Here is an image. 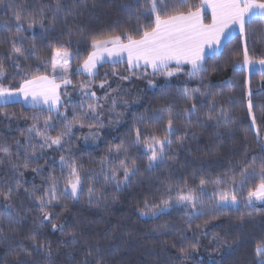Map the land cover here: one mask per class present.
Wrapping results in <instances>:
<instances>
[{"label": "snow or ice", "instance_id": "obj_1", "mask_svg": "<svg viewBox=\"0 0 264 264\" xmlns=\"http://www.w3.org/2000/svg\"><path fill=\"white\" fill-rule=\"evenodd\" d=\"M35 5V0H31ZM0 7L6 12H11L14 20L13 25L0 24V28L7 29L5 37L0 39V43L7 44L4 52H0V101L8 103L17 97H22L39 114L31 116L32 123L21 133L25 136L23 142L16 141V151H9V146L0 144V166L8 167L12 175L0 183V198L4 204L5 215L13 216V205L11 201L23 190L26 198L33 201L39 212L36 228L30 235L32 249L37 253H43L48 264H53L54 255L51 242L39 241L36 229L42 228L45 224L51 225L53 232H59L62 237L68 239L61 241V246L73 249L72 260L75 261L74 253L83 252V258L79 264H108L106 260L107 249L99 242L90 243L85 237L86 229L76 230L74 225L67 222L56 223L58 213L57 207H61L62 199L78 201L84 192V185L87 184L89 206L93 204L97 197V184L103 181L104 184L114 183L117 190L123 185H128L140 171V164L137 158L130 153V148L142 147L144 155L147 157L145 169L151 171L167 164L169 161L175 162L174 154H169L173 144L178 147L185 146V140L189 135L173 138L178 131L177 124L184 122L185 127L192 126L193 117L199 119L195 93L201 96L212 97L211 92L201 91L200 88L189 89L184 87L182 94L188 104L180 112H176L168 104H164L157 109H153L151 114L141 115L134 118L137 125L132 132V145H126L124 141L114 146H109L108 155L100 161L99 169L90 168L85 171L84 165L79 163L71 155L70 139L74 128L87 127L90 130L84 137L96 140L99 138V128H102V114L104 103L109 102L107 109L110 113H115L119 99L112 97L106 91L103 96H97L92 90L95 78L98 75V67L106 62L113 66L111 75L118 76L120 80H129L132 76L141 78L148 75L157 74L172 77L179 73H184L189 79H204V74L210 69L206 62L209 59V52L217 53L225 46V40L234 38L232 33L238 29L243 41L242 52L236 55L243 56V60L233 63L234 70L247 68L249 71L257 69L264 77V56L259 59L255 56V46L249 47V34L247 25L253 21H264V0H199V3H190L189 0H129L125 10L134 8L132 16L126 26L119 27V31H99L84 33L82 30L76 37L78 43L83 41L87 44L86 55L80 54L77 47L76 52L70 50L66 44H71L72 28L68 27L69 39L64 43L49 44L50 55H41V50L37 48L35 37L26 45L28 37L24 35L27 30H33L37 25L44 33L49 31L45 28L47 20L46 8L49 6L41 4L39 7L32 6L25 0H0ZM55 9L50 27H55L57 22L56 14L65 11L62 0H55L50 6ZM205 8L211 10V22L205 23ZM133 20L135 26L133 27ZM25 23L27 27H25ZM13 28L15 31L13 32ZM264 44V39L258 40ZM76 60L75 71L72 70V62ZM30 60L38 61L33 67L31 63H24ZM126 63L128 75H120L115 66ZM185 65L190 66L185 72ZM9 68L13 71L9 72ZM215 71L216 68L211 69ZM86 74L88 80L80 82L79 89L82 99L78 106H73L71 118L67 114V105L71 100H62L67 96V89L73 85L74 75ZM108 73L98 87L105 89L108 85ZM17 78H19L17 80ZM12 80L16 83H6ZM153 81L150 79L149 84ZM250 85V81L248 82ZM119 88V85L117 86ZM112 92L117 89H111ZM247 109L252 119V124H256V117L253 113L254 104L252 102V91L249 86L246 93ZM125 106L128 102L123 100ZM64 109V110H62ZM261 118L264 119V106L261 107ZM0 115L9 117L8 112L0 111ZM122 116V113L118 114ZM25 119H28L25 117ZM163 119V134L152 128L151 122ZM209 121L221 120L227 125L229 120L228 110L222 105H218L214 97L209 101V112L206 116ZM55 132V135H53ZM194 135V134H193ZM61 150L58 166L60 175L49 172L43 175L45 170L40 166L39 161L44 158L48 150ZM264 152V145H261ZM67 153V155L63 153ZM22 161V162H21ZM48 163V160H45ZM36 164V167H31ZM52 165L56 161L52 160ZM31 167V171L37 175H43L44 186L37 188L35 185L31 190L25 187L23 180L24 171ZM11 181V183L9 182ZM63 185V187H61ZM211 185V192L208 191ZM251 185V186H249ZM246 193V195H245ZM207 203L213 210L224 208H239L240 204L249 211V216L261 214V209L256 207L257 202L264 204V157L259 160L249 157L245 153L244 158L236 162L231 169L214 179L207 176H200L198 183H189L187 179L180 183L166 185L158 203H150L147 198L143 204L145 211L141 215L151 216L158 219L160 216L169 213L173 207L184 208L188 217L186 229L192 228L191 221L204 214L203 205ZM66 207V204L64 205ZM213 219L215 217H212ZM19 220L9 221V230L12 223H19ZM207 223V221H205ZM158 230L167 228V224L158 225ZM199 228V225L196 226ZM183 238V230H178ZM217 244L221 243V238L213 234ZM4 237V228L0 227V238ZM226 243V242H224ZM198 242H191L188 247H180L181 255L187 259L191 254L189 248L196 249ZM32 252L22 249L14 256V264H36L35 260L26 259ZM258 256H264V247L257 249ZM215 264V262H213ZM264 264V260L261 261Z\"/></svg>", "mask_w": 264, "mask_h": 264}, {"label": "trees", "instance_id": "obj_2", "mask_svg": "<svg viewBox=\"0 0 264 264\" xmlns=\"http://www.w3.org/2000/svg\"><path fill=\"white\" fill-rule=\"evenodd\" d=\"M25 2L29 4V10L32 6L39 7L41 4L49 6L46 8L47 20L45 21V28L49 31L44 33L37 25L33 30L24 32V35L28 37L25 46L32 41L34 35L41 55H50L47 50L49 44L64 43L69 39L68 27L72 28V38L71 44L66 46L74 53L79 47L80 54L86 55L87 44L83 41L78 43L76 39L81 30L84 33L119 31V27L126 26L135 10L134 8L125 10L124 6L129 3V0H62L65 11L56 14L55 27H50L49 21L55 13V9L50 6L55 3V0H35V5H32L31 0H25ZM189 2L198 4L199 0H189ZM0 24H14L11 12H6L3 7H0ZM132 26H135L134 20ZM25 27H27L26 23ZM246 27L250 38L249 47L255 46V56L259 59L264 56V44L258 43V40L264 39V21L256 20ZM6 32L7 29L0 28V39L5 37ZM7 47V44L0 43V52H4ZM242 47V38L237 35L225 44L221 52L210 56L206 62L210 71L204 74L203 81L199 78L189 79L184 73L172 77L159 74L152 76L149 70L147 76L141 78L132 76L134 79L130 86L142 92L139 95V104L128 110L123 125L116 131L106 133L97 147H88L83 144V137L85 132L90 131L89 128H74L70 143L66 147H71V155L84 165L85 171L90 168L99 169V161L108 155L109 146L119 144L121 141H124L126 145H132V135H134L132 129L134 126H142L137 125L134 118L151 114L153 109L164 104L170 105L176 112L182 111L188 104L182 94L184 87L200 88L201 91L212 93V97L194 94L199 119L193 117L190 128L185 127L182 120L177 124L178 131L174 139L176 136L183 135L184 132H188L189 135L184 147L173 144L169 150L170 155H175V162L169 161L159 168L147 171L145 169L147 157L142 147L132 146L130 153L137 158L140 171L132 177L128 185H123L117 190L114 183L104 184L101 180L96 187L97 197L102 196V198L98 201L94 198L93 204L89 206L87 184H85V190L78 201L61 200V207L55 209L58 213L55 222H67L74 225L77 231L86 229L85 237L90 243L99 242L108 250L106 253L108 264H213L207 259L199 263L189 257L185 259L179 251L180 247H188L191 242L196 241L198 247L188 249L192 255L200 247V242L203 240L201 235L205 229L209 231L210 239L212 233H215L221 238L222 243L226 242L225 245L231 246V250L215 264H261L264 256H258L257 249L264 247V206L257 207L261 209V214L254 213L251 216L247 214L249 210L243 206V203L239 208L213 210L209 207L206 196V204L201 206L204 214L191 221L190 230L186 229L188 217L185 215L186 210L182 207H173L169 213L158 219L141 215V212L145 211L143 208L145 198L150 203H158L169 183L177 184L185 179L189 183H198L200 176L214 179L243 159L245 153L249 157L255 156L258 160L264 157V152L261 151V145H264V119L261 118V107L264 106V77L257 69L252 71L247 68L233 69L234 62L243 60L242 54L236 55L242 52ZM24 63H31L35 67L38 61L30 60ZM76 66L77 62L74 59L73 72ZM127 67L126 63H122L116 65L115 70L120 75H128ZM213 68L216 70L212 71ZM11 71L13 69L9 68V72ZM112 71L111 63L100 66L93 86H98L105 79V73H108L107 81L118 79V76L111 75ZM187 71L188 69H185V72ZM72 79L74 86L73 89L70 88V91L74 92L79 89L80 82H86L88 77L80 74L74 75ZM149 79L156 84L155 88L148 86ZM6 83L14 84L16 81L9 80ZM249 86L255 106L253 109L256 117L255 125L252 124L247 109L246 93ZM213 97L218 105L228 110L229 120L232 121L230 124L226 125L222 120L217 123L216 120L206 119L209 101ZM79 103L67 105L69 118L73 114V106H78ZM0 111L10 114L9 117L0 115V144L6 143L9 151L14 153L17 150L16 141L23 142L25 139L21 133L32 123L31 116L39 113L38 110L27 107L21 102L0 104ZM149 123L153 129L163 134V119L156 122L149 121ZM61 154V150L55 149L45 153L44 158L39 161L40 166L45 170L43 175L49 172L60 175L58 162ZM63 154L67 155L66 152ZM2 156L3 154L0 153V157ZM53 159L56 161L55 166L52 165ZM45 160H48L47 164ZM31 167H36V164ZM31 167L23 170L25 187L30 190L34 185L38 189L42 188L43 175L33 173ZM11 175L12 172L8 167L0 166V183ZM208 191L211 192V185ZM5 203L0 198V227L4 228V237L0 238V264H14L15 254L22 249L32 252V255L26 259L35 260L36 264H48L46 256L43 253H37L31 247L30 235L36 228L34 222L40 215L35 203L27 199L26 194L21 190L20 194L11 201L14 210L12 217L5 215ZM65 204L66 207H64ZM10 220L20 221L11 224V229L14 231L9 230ZM163 224H167L168 227L158 230L157 226ZM197 225L199 228L196 227ZM178 230H183V238ZM36 231L39 241L51 242L54 253L53 264H79L82 260V251L75 252V261L72 260L69 254L73 253V249L61 246V241L68 237H62L59 232H53L50 224L46 223L44 227ZM206 241L209 243V238H206Z\"/></svg>", "mask_w": 264, "mask_h": 264}, {"label": "rangeland", "instance_id": "obj_3", "mask_svg": "<svg viewBox=\"0 0 264 264\" xmlns=\"http://www.w3.org/2000/svg\"><path fill=\"white\" fill-rule=\"evenodd\" d=\"M83 75L87 76L86 74H83ZM157 78H160V77H157ZM133 79H134L133 77H131V79L129 80H120L118 78L116 80L114 79V80L108 81V85H110V87L106 86L105 89H100L98 86H92V90L97 93V96H103L105 92L108 91L111 93L112 97H117L118 99L120 97H123V100H126L128 104L127 106H125L123 103V100H120L117 104L116 112L110 113L107 110L110 107V103L102 101V103H104V110L102 114V120H103L104 126L98 129L99 138L96 140H92L91 138H89L87 141H85L84 137L89 133V131L85 132V135L83 137L84 145L88 147H97L101 143L106 133L116 131L123 125V122H124V119H125V116L128 110L131 107H134L139 104V95H141L142 92L136 89V87L132 88L130 86V83L133 81ZM118 85H119V88H117ZM148 86L155 88L156 84L152 83L150 85L148 82ZM70 88L73 89V86H69L66 90L63 88L61 89V92H64V91L67 92V96L62 97V100L67 101L70 99L71 103L80 102L82 99L80 89H78L77 91L73 90L74 92H72L70 91ZM111 89H117V91L112 92ZM13 102H21L25 106L31 107L27 102L23 100L22 97H17L13 101L8 102V103H13ZM0 104H7V103L0 101ZM119 113H122L123 115L119 116L118 115ZM96 130L97 129L90 130V131H96ZM259 206H264V204L257 202L256 207H259ZM208 235H209V231L205 229L201 235L203 240H201L200 242L201 243L200 247L194 253H192V255L189 256V259L194 260L196 263L202 262L206 259L210 263L219 262L222 256L226 252L231 250L230 248L231 246L227 244L225 245V243H222V241L220 244H217L216 239L213 236V233H212L211 239L210 237H208ZM206 238L207 239L209 238V243L206 241Z\"/></svg>", "mask_w": 264, "mask_h": 264}, {"label": "crops", "instance_id": "obj_4", "mask_svg": "<svg viewBox=\"0 0 264 264\" xmlns=\"http://www.w3.org/2000/svg\"><path fill=\"white\" fill-rule=\"evenodd\" d=\"M205 13H206V15H205V20H204V22L207 24V23H210L211 22V10L210 9H208V8H205ZM206 18H207V20H206ZM237 35H239V32H238V29H236L233 33H232V36H237ZM229 39H232L231 37H229ZM229 40H225V42H224V45L228 42ZM223 47L224 46H222L219 50H218V52L217 53H219V52H221V50L223 49ZM217 53H212V52H209V57L210 56H212V55H214V54H217ZM106 63H110V62H106ZM105 64V63H104ZM189 67L190 66H188V65H185V69H189ZM149 71H151V69H148Z\"/></svg>", "mask_w": 264, "mask_h": 264}]
</instances>
